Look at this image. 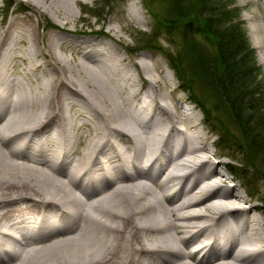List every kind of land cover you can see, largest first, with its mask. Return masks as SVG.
Wrapping results in <instances>:
<instances>
[{
	"label": "bare ground",
	"instance_id": "6f19581e",
	"mask_svg": "<svg viewBox=\"0 0 264 264\" xmlns=\"http://www.w3.org/2000/svg\"><path fill=\"white\" fill-rule=\"evenodd\" d=\"M29 1L59 28L0 21V264H264V206L152 57L66 28L80 0Z\"/></svg>",
	"mask_w": 264,
	"mask_h": 264
},
{
	"label": "trees",
	"instance_id": "16d2710c",
	"mask_svg": "<svg viewBox=\"0 0 264 264\" xmlns=\"http://www.w3.org/2000/svg\"><path fill=\"white\" fill-rule=\"evenodd\" d=\"M156 1L143 0L155 25L152 35L142 33L139 43L167 60L180 89L218 136L215 147L241 165L231 166L230 172L247 179L249 187L250 168L264 181V80L238 10L224 0H161L168 5L163 15L156 11ZM174 33L180 42L175 54L157 42ZM255 156L261 158L262 169L252 162Z\"/></svg>",
	"mask_w": 264,
	"mask_h": 264
},
{
	"label": "rangeland",
	"instance_id": "374dc122",
	"mask_svg": "<svg viewBox=\"0 0 264 264\" xmlns=\"http://www.w3.org/2000/svg\"><path fill=\"white\" fill-rule=\"evenodd\" d=\"M160 1H156L154 6L158 13L164 15L168 5L166 2L160 4ZM228 1L231 8L238 10L239 21L250 46L254 50L255 63L260 68L261 77L264 80V45H262V41L264 42V0H224L226 3ZM73 8L76 13V20L74 23H68L66 28L77 30V36L94 39V33L102 32V35L108 38H103L104 42L114 45L122 56L133 59V61H137V58L141 57L142 54L152 57L149 60L152 59V62L157 64L160 71H163V76H161L160 80L161 88L166 85L168 91H171L172 100H174L177 107V113L180 114V107L183 110L188 109L186 106L190 107L195 115V121H199L200 127L207 133V147L210 154L215 156L214 160L222 159L227 165V169L221 170L225 171L227 176L234 178V183L241 186L240 189L238 188V192L241 195H247L254 204L264 206V201L258 199L260 197L264 198V181L257 179L258 175H255L254 170L251 168L247 170L249 172V181L251 180L252 182L251 187L247 186L248 182L245 183L247 179L244 181L234 177L229 171V167L241 168V165L226 158L224 156L226 152L214 146L218 136L204 124L205 116L202 110L188 98L186 92L179 89V82L165 59L158 53L145 50V45L139 43L141 36L143 37L142 33L147 35L145 37H150L155 25L151 13L147 10L143 0H80L76 5L73 4ZM128 10L133 11L134 18L127 17ZM12 17H28L38 29L40 36L50 31H55L52 28H59L57 22L48 14L36 12L29 0H0V21H2V24H6ZM108 30H111L110 33ZM114 31H117L116 37H119L121 42L111 36ZM100 38L102 37H97L96 39L101 40ZM251 40L259 42L256 45V49L252 46ZM157 42L164 50L174 54L177 52L178 44L180 43L178 33H174L170 37L161 36ZM139 49L142 51H139ZM136 55H138L137 58H135ZM17 64L19 66L20 63ZM177 100L179 101L178 103L175 102ZM255 157L256 159L254 158L252 162L257 169H262L261 158ZM244 169L245 167L242 170ZM262 219L264 221V216Z\"/></svg>",
	"mask_w": 264,
	"mask_h": 264
}]
</instances>
